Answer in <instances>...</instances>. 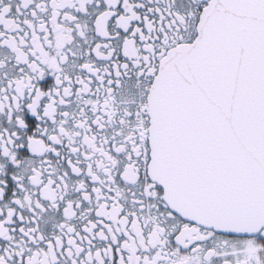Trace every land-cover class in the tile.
Returning <instances> with one entry per match:
<instances>
[{
    "label": "snow or ice",
    "instance_id": "1",
    "mask_svg": "<svg viewBox=\"0 0 264 264\" xmlns=\"http://www.w3.org/2000/svg\"><path fill=\"white\" fill-rule=\"evenodd\" d=\"M0 264H264V0H0Z\"/></svg>",
    "mask_w": 264,
    "mask_h": 264
}]
</instances>
